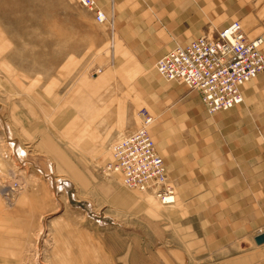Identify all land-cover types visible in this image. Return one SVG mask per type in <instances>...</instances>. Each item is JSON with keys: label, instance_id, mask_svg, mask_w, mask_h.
<instances>
[{"label": "rangeland", "instance_id": "rangeland-1", "mask_svg": "<svg viewBox=\"0 0 264 264\" xmlns=\"http://www.w3.org/2000/svg\"><path fill=\"white\" fill-rule=\"evenodd\" d=\"M250 18L241 22L253 37L248 27L264 22V7ZM130 35L134 43H148L140 31ZM123 43L116 33L112 43L106 25L77 0H0V264H152L155 242L146 215L157 216L168 205L102 172L118 138L88 153L84 149L92 136L86 127L101 112L80 134L81 94H87L83 109L88 105L90 113V105L117 104L127 93L131 98L135 79L123 68ZM148 58L143 50L139 59ZM156 61L145 66L156 72ZM138 96L130 113L135 129L143 109ZM78 169L97 171L115 189L79 192L72 174ZM14 183L17 191L11 193ZM34 184L52 206L32 218L19 214L16 205L24 202L22 189Z\"/></svg>", "mask_w": 264, "mask_h": 264}, {"label": "crops", "instance_id": "crops-1", "mask_svg": "<svg viewBox=\"0 0 264 264\" xmlns=\"http://www.w3.org/2000/svg\"><path fill=\"white\" fill-rule=\"evenodd\" d=\"M97 2L114 20L116 34L126 49L123 68L135 81L131 98L127 93V97L117 99V104L105 101L99 109L90 105L95 113L88 111V105L83 109L87 94H81L80 134L84 133L85 124L101 112L95 123L87 125L92 136L82 146L88 153L135 131L136 123L130 113L135 112L136 93L137 104L154 115L150 131L177 201L157 216L146 215L150 240L155 242L150 263L264 264V242H257V237L264 234V71L242 87V103L211 116L199 91L168 81L157 70L156 74L145 66L235 20L248 24L257 9H263L264 0ZM252 27H248L249 32L257 34L253 37L264 39V22ZM139 31L146 35L148 43L131 40L130 33ZM262 47L264 50V43ZM143 50L150 56L147 60L139 59ZM45 148L53 149L49 145ZM34 166L35 171L43 173L41 167ZM86 171L78 169L72 173L79 192L93 194L115 189L110 179H103L97 171ZM23 189L20 198L24 202L16 205L19 214L34 218L52 206L41 186L34 184ZM118 205L117 200L111 206Z\"/></svg>", "mask_w": 264, "mask_h": 264}, {"label": "built area", "instance_id": "built-area-1", "mask_svg": "<svg viewBox=\"0 0 264 264\" xmlns=\"http://www.w3.org/2000/svg\"><path fill=\"white\" fill-rule=\"evenodd\" d=\"M106 25L111 42L115 23L97 0H77ZM264 39L249 37L240 20H235L216 33L203 34L185 46H178L161 57L155 67L168 81H178L200 92L209 114L225 111L244 101L242 87L264 71ZM140 126L112 145V157L102 172L119 175L131 190L152 192L162 205L176 202L175 189L167 175L150 127L155 118L145 108L139 111ZM18 183L10 187L15 193Z\"/></svg>", "mask_w": 264, "mask_h": 264}, {"label": "water", "instance_id": "water-1", "mask_svg": "<svg viewBox=\"0 0 264 264\" xmlns=\"http://www.w3.org/2000/svg\"><path fill=\"white\" fill-rule=\"evenodd\" d=\"M257 242L258 243L264 242V234H261L259 237H257Z\"/></svg>", "mask_w": 264, "mask_h": 264}, {"label": "bare ground", "instance_id": "bare-ground-1", "mask_svg": "<svg viewBox=\"0 0 264 264\" xmlns=\"http://www.w3.org/2000/svg\"><path fill=\"white\" fill-rule=\"evenodd\" d=\"M151 116H152V115H151ZM12 145H13L14 148H16V144H15V143H12ZM17 152H18V153L20 152L19 148L16 149V153H17ZM54 185H55V184H54Z\"/></svg>", "mask_w": 264, "mask_h": 264}]
</instances>
